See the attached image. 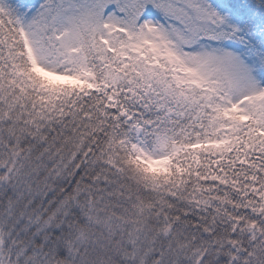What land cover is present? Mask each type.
Segmentation results:
<instances>
[{
    "label": "snow or ice",
    "instance_id": "obj_1",
    "mask_svg": "<svg viewBox=\"0 0 264 264\" xmlns=\"http://www.w3.org/2000/svg\"><path fill=\"white\" fill-rule=\"evenodd\" d=\"M0 264H264V0H0Z\"/></svg>",
    "mask_w": 264,
    "mask_h": 264
}]
</instances>
